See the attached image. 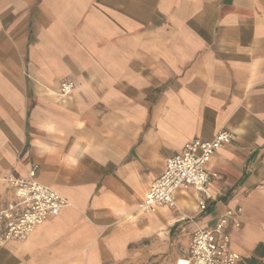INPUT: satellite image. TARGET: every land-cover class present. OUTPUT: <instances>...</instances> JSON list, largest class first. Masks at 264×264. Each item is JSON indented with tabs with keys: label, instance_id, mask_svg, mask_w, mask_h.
<instances>
[{
	"label": "crops",
	"instance_id": "1",
	"mask_svg": "<svg viewBox=\"0 0 264 264\" xmlns=\"http://www.w3.org/2000/svg\"><path fill=\"white\" fill-rule=\"evenodd\" d=\"M220 129L206 191L146 210L166 159ZM32 167L68 203L0 264H183L237 207L230 248L264 264V0H0V203L22 209Z\"/></svg>",
	"mask_w": 264,
	"mask_h": 264
},
{
	"label": "built area",
	"instance_id": "2",
	"mask_svg": "<svg viewBox=\"0 0 264 264\" xmlns=\"http://www.w3.org/2000/svg\"><path fill=\"white\" fill-rule=\"evenodd\" d=\"M73 82L61 83L62 94H67ZM233 133L220 129L211 140L192 138L182 150L166 159L164 170L150 185L144 200V208L153 210L156 206L172 205L174 193L180 188L193 186L205 192L211 174L207 161L214 151L231 141ZM36 167L27 172L26 177L9 180V185L19 198L22 209L0 203V246L8 240H24L32 230L46 218L57 215L68 201L55 189L35 178ZM199 208L207 206L199 200ZM241 207L228 208L209 227H197L192 236L189 257L183 264H245V259L230 248L229 228L239 226L237 214Z\"/></svg>",
	"mask_w": 264,
	"mask_h": 264
},
{
	"label": "trees",
	"instance_id": "3",
	"mask_svg": "<svg viewBox=\"0 0 264 264\" xmlns=\"http://www.w3.org/2000/svg\"><path fill=\"white\" fill-rule=\"evenodd\" d=\"M245 264H261V262H259L257 258L253 257V258L248 259Z\"/></svg>",
	"mask_w": 264,
	"mask_h": 264
}]
</instances>
